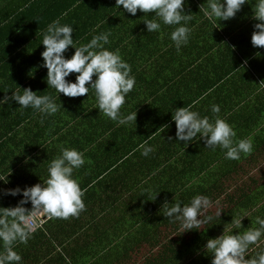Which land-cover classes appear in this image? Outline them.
<instances>
[{
    "label": "crops",
    "instance_id": "0c3cea01",
    "mask_svg": "<svg viewBox=\"0 0 264 264\" xmlns=\"http://www.w3.org/2000/svg\"><path fill=\"white\" fill-rule=\"evenodd\" d=\"M257 2L248 0L233 18L218 23L203 14H189L192 18L187 26L196 24L191 32L196 31L179 51L173 43H163L162 36L147 51L145 34L144 49L139 38L133 56L137 71L130 73L135 85L121 108L123 115L136 111L135 124L93 123L94 134L81 129L71 133L57 130L45 143L39 142L36 151V133L47 128L41 122L36 124V118L24 116L13 101L0 105V176L7 177V182L0 181V208L16 207L23 198L22 193L13 196L8 190L35 185L24 179L42 163L37 161L39 157L56 158L63 147L76 149L85 158V164L73 173L84 190L85 209L67 219L51 218L30 234L27 243L17 241L13 249L22 258L20 264H136V255L142 262L138 264H155L154 257L163 258L166 245L184 244L186 255L178 263L183 264L193 247L207 252V240L223 231L242 234L258 227L256 217L264 218V47L251 43V35L257 31L253 15ZM36 6L42 4L0 0V70L6 71L0 88L6 89L8 78L19 80L28 72L36 73V66L25 65L36 61V43H30L35 39L23 31L25 10ZM139 71L142 77L137 75ZM34 78L18 83L36 91L40 80L36 83ZM46 80L42 82L47 84ZM210 80H216L215 86H208ZM21 88L16 83L12 89L20 92ZM214 91L220 100L206 98ZM52 97L59 100L56 94ZM182 101L192 105V111L219 105L218 114L198 113L213 122L217 117L224 119L236 132L234 142L252 140V152L229 160L225 150L205 147L200 137L187 145L176 141L171 117ZM7 122H12V132L7 131ZM65 133L61 142L52 144ZM144 141L154 149L147 157L138 150ZM90 151L96 158L85 157ZM46 179L36 180V184ZM196 195L209 198L211 206L201 219H212L199 229L182 232L179 221L163 216L165 203L170 207L179 201L184 206ZM21 206L26 211L32 207L30 201ZM242 215H247L241 220L242 227L234 229L232 221ZM143 247L146 252L141 254ZM261 252L264 236L258 246L249 247L246 260Z\"/></svg>",
    "mask_w": 264,
    "mask_h": 264
},
{
    "label": "clouds",
    "instance_id": "9594fccd",
    "mask_svg": "<svg viewBox=\"0 0 264 264\" xmlns=\"http://www.w3.org/2000/svg\"><path fill=\"white\" fill-rule=\"evenodd\" d=\"M248 0H208L207 7L201 8L205 18L214 23L227 21L233 18ZM185 0H115V7L135 16L139 9L144 14L153 13L157 19L143 20L146 31L159 32L161 22L163 25L176 26L170 33V39L177 51L187 45L191 29L187 26L191 15L184 11ZM253 15L258 21L251 35L254 47H264V0H258ZM74 29L71 25L61 24L54 20L48 24L43 34L42 43L44 50L41 52L43 66L47 69V85L55 90L56 97L62 93L67 97L88 95L89 90H94L96 109L103 113L117 125L135 124L136 111L127 115L121 113L125 98L135 85V77L130 75V65L121 58L118 51H109L104 46L109 44L111 33L102 32L93 35L86 44L76 46L73 40ZM74 48L70 58H65L64 53L68 47ZM70 73H77L75 82L66 81ZM95 76V79H93ZM87 84V86H86ZM20 88V87H19ZM28 88L23 92H12L10 97L21 109L36 110L42 116H51L58 112L61 103H55L51 95H37ZM9 97L0 98V105L7 103ZM193 106L178 107L172 113L171 119L175 122L176 141H183L185 145L197 137L204 140L205 147L213 150L219 146L225 150V159L239 160L241 153L248 155L253 150L251 139H240L234 142L236 132L224 119L217 117L214 122L208 116L201 117ZM211 112L218 114L219 105H212ZM171 139V138H169ZM142 156H149L154 149L147 141L138 146ZM85 164L84 154L76 149L61 148V153L48 165V178L42 183H37L24 189L14 188L8 193L15 196L22 193L20 204L12 208H0V242L3 252H0V264H20L21 256L14 251L13 245L19 241L27 243L30 234L38 227L35 213L44 212L49 218L67 219L79 215L85 209L82 200L84 190L73 177L74 170ZM0 181L7 182L6 175L0 176ZM156 195V193H155ZM153 196L152 200L155 198ZM30 201L33 214L28 215L23 205ZM211 206L208 197L196 195L189 204L181 206L177 203L167 206L165 203L163 216L173 222L179 221L182 232L199 229L202 223L211 220L204 213ZM221 212L216 215L220 216ZM247 215L239 216L232 221L233 228L242 227L241 220ZM258 227L248 231L233 234L223 233L208 239L205 248L212 256V264H264V252L256 257L246 260V254L251 245H259L264 236V218L256 217Z\"/></svg>",
    "mask_w": 264,
    "mask_h": 264
},
{
    "label": "trees",
    "instance_id": "16d2710c",
    "mask_svg": "<svg viewBox=\"0 0 264 264\" xmlns=\"http://www.w3.org/2000/svg\"><path fill=\"white\" fill-rule=\"evenodd\" d=\"M42 4V7L36 6V8H30L25 10V25L23 26V31L25 32L26 37L35 39L30 43H36V61L34 63H25L26 66L33 68L36 66V73L28 72L26 76L22 79L8 78V85L6 89L0 88V98L9 97L10 101H13L16 105H18L14 100H11L10 97L12 92H17V90H13L12 88L17 83V86L20 87L18 82L29 81L31 77H35L36 83L40 80V82L36 85V94L37 95H51L55 94V90L53 88H47V84L42 82V79H47V69L43 66V58L42 56H38L44 50V45L40 43L42 41L43 34L46 32L48 24H50L54 20H59L61 24L71 25L74 29L72 36L74 40V44L79 46L80 44L88 43L93 35H98L102 32H109L111 35L109 36V44L104 47L109 51H118L121 58L125 60L131 67L130 73H135L137 71V64L133 62L136 48L135 45H140V39L142 38V49H144V37L146 39V48H148L159 36H162L163 43L164 41L171 42L170 33L174 30L176 26H167L163 25L161 22V30L159 32H151L148 33L146 31V26L143 20L146 19H157L153 13L144 14L139 9L135 16L127 13L123 10L121 6L120 9L117 10L115 7V0H36ZM208 0H185L184 11L186 14H203L200 10L201 8L207 7ZM36 18V20H34ZM34 20V21H32ZM196 24H190L189 28L193 29ZM196 30L190 33L192 36ZM230 35V33H229ZM137 39V41H134ZM174 44V43H173ZM74 53V48L69 46L67 51L64 53L65 58H70V56ZM246 65V63L244 62ZM34 69V68H33ZM27 72V71H26ZM78 75L77 73H70L68 77H66V81L75 82V77ZM138 76L142 77V73L139 71L137 73ZM6 76V71L0 70V80ZM42 78V79H41ZM95 79V76H93ZM14 80H17L14 82ZM216 80H210L208 82V86H215ZM13 86V87H12ZM87 86V84H86ZM20 93L23 92V89L26 88V84L22 86ZM43 87V88H42ZM35 89V88H34ZM180 92H177V96ZM59 100L57 99L55 103L58 105L61 103V107L58 112L51 116H42L39 112L29 108L21 109L23 110L24 116H32V118H36V124L40 123L43 125L46 130L41 131L40 133H36V151L37 147H40V143H45L50 134H56L57 130H64L69 133L75 132L79 129L86 130L88 133L94 134V124H109L112 125L108 117H106L103 113H101L98 109H96V98L94 94V90L90 89L88 95L77 96V97H67L62 93L58 94ZM195 97H199V93L196 92ZM213 97V98H212ZM215 97V98H214ZM206 98H212V100L217 101L220 98L216 95V91L206 96ZM180 101V98H179ZM181 107H188L190 104H186L187 102H181ZM203 107V106H201ZM208 108V109H207ZM196 112H201L202 114H211V108L204 107L196 108ZM7 131L12 132V122H7ZM86 134V132H84ZM98 133H95V135ZM11 134L9 133V138ZM46 136L43 139V136ZM99 137L100 135H96ZM66 137V133L63 135H59L58 140L53 142L52 144H57L59 141ZM105 143H108L105 139L106 137H99ZM77 147V146H76ZM91 147V146H90ZM79 148V147H78ZM45 149V148H44ZM80 149V148H79ZM46 152V150H45ZM57 153L60 151H56ZM85 154V157L88 158H96V155L92 153ZM114 153V151L112 150ZM41 153L44 154L43 148ZM52 155L53 154H49ZM54 159V157L42 156L37 159V161H42L39 165L36 166V171L32 176H28L24 179V181L33 180L36 184V180L43 181L48 177V165ZM109 163L112 165L113 162L109 160ZM31 173V172H30ZM41 176V178H40ZM12 180V179H10ZM9 201V200H8ZM32 207L29 210V213H32ZM43 216L45 220L38 224L35 230L42 228L46 221H49V216L43 212ZM34 232V231H33ZM32 232V233H33ZM31 233V234H32ZM184 244H168L165 246L163 251V258L160 257L159 260L154 257L155 264H178L182 261L183 257L186 255V250L182 248ZM191 245V244H185ZM203 244H197V247ZM168 246V247H167ZM195 257V259H194ZM183 264H212V256L210 253L199 250L195 251L193 247V251H191V256L188 260H186Z\"/></svg>",
    "mask_w": 264,
    "mask_h": 264
},
{
    "label": "built area",
    "instance_id": "2783aa9c",
    "mask_svg": "<svg viewBox=\"0 0 264 264\" xmlns=\"http://www.w3.org/2000/svg\"><path fill=\"white\" fill-rule=\"evenodd\" d=\"M32 214H33V212L32 213H29L28 215L31 216ZM35 218H36L38 224L42 223L45 220L42 211L41 212H38V213H35Z\"/></svg>",
    "mask_w": 264,
    "mask_h": 264
},
{
    "label": "rangeland",
    "instance_id": "374dc122",
    "mask_svg": "<svg viewBox=\"0 0 264 264\" xmlns=\"http://www.w3.org/2000/svg\"><path fill=\"white\" fill-rule=\"evenodd\" d=\"M141 254H144L146 252V247H143L141 250H139ZM136 264L142 263L140 258H138V255H136Z\"/></svg>",
    "mask_w": 264,
    "mask_h": 264
}]
</instances>
